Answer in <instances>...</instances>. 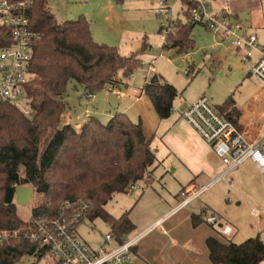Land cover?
<instances>
[{"label": "trees", "instance_id": "trees-1", "mask_svg": "<svg viewBox=\"0 0 264 264\" xmlns=\"http://www.w3.org/2000/svg\"><path fill=\"white\" fill-rule=\"evenodd\" d=\"M9 1L24 2V14L38 38L31 43L28 65L32 74L26 85L30 113L0 102V232L25 229L39 215L57 217L60 206L69 202L70 206L87 203V217L102 218L117 238L129 234L134 225L128 212L113 217L103 206L115 193L127 192L133 181L150 186L149 175L156 162L151 138L140 120L133 121L122 112L106 123L92 115L80 124L72 123L67 92L71 88L88 97L103 88L127 86L140 58L94 41L82 14L57 23L47 9L48 0ZM175 25L176 35L168 36L162 48L186 52L193 47L196 24ZM11 42L10 29L0 22V47ZM141 91L159 119L172 113L178 95L172 84L153 73ZM225 108H230L228 113ZM219 110L232 120L234 106L225 101ZM18 185L34 189L27 220L17 213ZM191 222L193 227L199 225V214L192 212ZM204 244L211 264H259L264 260V241L259 235L240 243L210 235ZM45 253L25 238L0 240V264H13L25 254L40 257Z\"/></svg>", "mask_w": 264, "mask_h": 264}, {"label": "rangeland", "instance_id": "rangeland-1", "mask_svg": "<svg viewBox=\"0 0 264 264\" xmlns=\"http://www.w3.org/2000/svg\"><path fill=\"white\" fill-rule=\"evenodd\" d=\"M151 1L157 0H48L47 9L53 14L57 23L76 18L78 14L83 13L90 24L94 41L113 46L122 55L136 54L140 58L139 65L127 80V86L120 85L112 90L103 88L90 98L69 88L67 99L71 107V116L81 119L86 115H92L102 123H106L112 115L122 112L130 119L129 114H135L133 121H137L139 112L133 103V90L139 92L144 80L156 73L176 87L178 96L173 104L176 109L180 101L188 102L199 95L207 96L218 109L227 101L231 106L241 110L245 120L244 126L252 127L259 135H264V87L247 75L249 64L242 53L236 52L227 41H221L199 24H196L192 30L191 36L194 40L192 48L181 53L176 48L163 49L159 27L167 16L157 15L151 11ZM169 5L174 11L178 8L176 0H169ZM213 5L217 10L224 9L249 29L264 28V0H220ZM236 107L233 118H237L239 114ZM229 110L230 108H225L227 113ZM154 170L157 172L154 171L155 174L151 172L149 177L155 189H160L166 180L168 186L174 184L168 172L166 175L159 172L157 163ZM139 185L141 189L112 195L104 204V210L111 216L118 217L124 211L136 208L138 206L136 199L146 188L141 182ZM34 194L33 189L28 202L17 206V213L23 220L30 218ZM140 211L145 219L151 215L144 214L146 211L141 208H137L136 213L139 214ZM173 214L166 218L161 226L166 230L165 234L161 227L157 226L143 235L147 234L138 245L148 253L149 257H144L140 253L132 254L133 264H151L150 260L158 264H181L180 261L174 263L175 258H182L185 254L178 246L182 240V233L169 229L170 221L175 219L179 212ZM250 220L252 223L255 221L251 214ZM262 228L261 225V230ZM110 229L111 227L100 217L94 219L86 217L77 226L81 239L93 249L102 245L103 238ZM138 231L130 233V236L137 234ZM187 235L188 233H185L183 237ZM260 235L264 241V228ZM157 238L166 241L167 250L160 249L158 252L157 244L153 243V239L157 240ZM147 243L152 246H149V250L143 247ZM155 258L156 260H153ZM13 264H56V262L50 254L45 253L40 257L35 254H25Z\"/></svg>", "mask_w": 264, "mask_h": 264}, {"label": "built area", "instance_id": "built-area-1", "mask_svg": "<svg viewBox=\"0 0 264 264\" xmlns=\"http://www.w3.org/2000/svg\"><path fill=\"white\" fill-rule=\"evenodd\" d=\"M176 11L169 5V0H157L151 11L157 15H166L160 23L159 31L162 43L168 36L176 35V22H193L202 25L213 36L227 41L235 50L241 51L249 61L248 75L264 87V38L255 31L245 27L224 9L217 10L214 3L220 0H176ZM24 2L12 3L0 0V22L10 29L12 42L0 47V102H7L21 109L26 115L29 100L26 93L27 82L32 77L28 65L32 57L31 43L38 38L24 14ZM184 19V20H183ZM88 95L87 98H90ZM177 111L173 106L172 111ZM180 116L208 143L213 153L220 158L223 170L204 184L193 183L183 187L179 193L180 200L175 208L159 218L152 225L162 226L164 220L177 210L189 206L202 192L224 180L231 171L243 162L251 161L264 178V139L251 141L238 125L215 107L205 95L192 101ZM138 181L127 186V191L138 190ZM65 204V205H64ZM88 204L70 206L63 203L58 209V216L39 215L33 218L25 229L12 232H0V240L22 238L35 243L38 249L45 250L56 264H133L132 247L136 245L144 232L130 236V233L117 238L110 229L97 249L86 244L77 232L79 222L88 215ZM264 209L252 206L250 214L257 225L262 222ZM199 217L209 224L220 236L230 237L234 228L222 224L216 213L201 209ZM151 228H148L149 230ZM162 229V227H161Z\"/></svg>", "mask_w": 264, "mask_h": 264}, {"label": "crops", "instance_id": "crops-1", "mask_svg": "<svg viewBox=\"0 0 264 264\" xmlns=\"http://www.w3.org/2000/svg\"><path fill=\"white\" fill-rule=\"evenodd\" d=\"M150 3L153 4L154 1ZM81 14L85 16L83 13ZM81 14H78V16ZM251 30L255 31L261 38H264V28L260 27L257 30ZM235 51L241 52L238 50ZM245 61L249 64L248 60ZM148 78H146L144 82L147 81ZM133 91V103L137 106L139 112L136 120L142 122L144 133L147 137L151 138L150 145L156 156L154 168L157 163L159 172L165 175L168 172L175 184L168 186L166 183L167 180L164 181V184L160 188L162 191L161 193L160 189H155L152 182L150 186L146 187L143 192L138 195L136 199V204L138 206L134 209L131 208L130 211L126 210L130 221L134 225V229L130 233L137 230H139L138 233H142L144 231H149L150 229L147 230L148 227L152 228L156 220L162 218L177 206L180 200L179 193L183 187L191 183L197 186L204 184L221 172L224 166L220 158L213 153L208 143L180 116V112L196 98L188 102L180 101L177 111H172L167 118L159 119L150 101L141 89L139 92L138 90ZM236 108L239 110V114L237 118L232 117V120L238 125L246 137L253 142L264 139V135H259L258 131H255L252 127L244 126L245 120H243L241 110L238 107ZM225 113L227 112L225 111ZM134 115L129 114L132 120L135 119ZM86 116L79 119V117L75 118L71 116L70 113L69 120L74 121V124H80ZM154 168L152 173L155 174L157 171H155ZM141 188L140 186L139 189ZM263 191L264 178L253 162L245 161L237 169L227 174L226 181L221 180L217 182L215 185L202 192L189 206L177 210L174 214L179 212V215L170 221L169 229L182 233V240L178 243V246L182 248L185 255L182 258H175L174 263L180 261L181 264H211L207 257L204 244L205 239L210 235L218 236L226 241L231 240L234 243H240L256 235L262 238L260 232L264 228V213L262 214L263 220L261 224H254L255 221L252 223L250 220V208L256 206L264 209ZM196 200L199 201L195 202ZM137 208L145 209L146 213L144 214H151L150 217L145 219L141 214L143 210L137 214ZM201 209L216 213L222 224L232 225L234 228L232 236H220L202 219L199 225L193 227L191 214L192 212L198 214ZM261 225L263 227L262 230ZM162 232L165 234L166 230L162 229ZM185 233H188V235L183 237ZM145 236H142L134 246L132 250L133 255L140 253V255L144 257H149L148 253L138 245L139 242L141 243L143 241ZM153 243L157 244L158 252L160 249L167 250L165 240L157 238V240L153 239ZM149 246H151L149 243L143 245L147 250L150 249ZM139 250H141V252ZM152 253L154 254V251ZM153 260H156V258ZM150 262L151 264H158L152 260H150ZM259 264H264V260Z\"/></svg>", "mask_w": 264, "mask_h": 264}, {"label": "water", "instance_id": "water-1", "mask_svg": "<svg viewBox=\"0 0 264 264\" xmlns=\"http://www.w3.org/2000/svg\"><path fill=\"white\" fill-rule=\"evenodd\" d=\"M33 189L28 186L18 185L15 188V202L18 205H24L31 198Z\"/></svg>", "mask_w": 264, "mask_h": 264}]
</instances>
